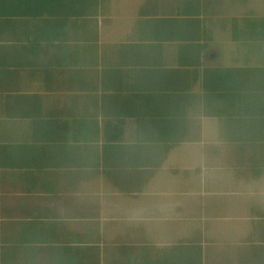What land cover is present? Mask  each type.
I'll list each match as a JSON object with an SVG mask.
<instances>
[{
    "label": "crops",
    "instance_id": "obj_1",
    "mask_svg": "<svg viewBox=\"0 0 264 264\" xmlns=\"http://www.w3.org/2000/svg\"><path fill=\"white\" fill-rule=\"evenodd\" d=\"M0 264H264V0H0Z\"/></svg>",
    "mask_w": 264,
    "mask_h": 264
}]
</instances>
